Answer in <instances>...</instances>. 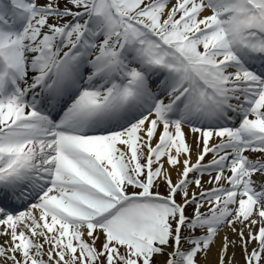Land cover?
Listing matches in <instances>:
<instances>
[{
    "label": "snow or ice",
    "instance_id": "snow-or-ice-1",
    "mask_svg": "<svg viewBox=\"0 0 264 264\" xmlns=\"http://www.w3.org/2000/svg\"><path fill=\"white\" fill-rule=\"evenodd\" d=\"M238 251L264 264V0H0V264Z\"/></svg>",
    "mask_w": 264,
    "mask_h": 264
},
{
    "label": "bare ground",
    "instance_id": "bare-ground-1",
    "mask_svg": "<svg viewBox=\"0 0 264 264\" xmlns=\"http://www.w3.org/2000/svg\"><path fill=\"white\" fill-rule=\"evenodd\" d=\"M175 176H173V178H174ZM205 180H207V178L205 177ZM213 256H214V253H213ZM240 254H239V252H237V260H239L240 259Z\"/></svg>",
    "mask_w": 264,
    "mask_h": 264
},
{
    "label": "rangeland",
    "instance_id": "rangeland-1",
    "mask_svg": "<svg viewBox=\"0 0 264 264\" xmlns=\"http://www.w3.org/2000/svg\"><path fill=\"white\" fill-rule=\"evenodd\" d=\"M175 179V178H174ZM239 262H241V264H242V260H239Z\"/></svg>",
    "mask_w": 264,
    "mask_h": 264
}]
</instances>
